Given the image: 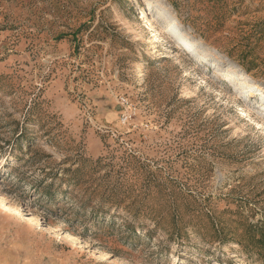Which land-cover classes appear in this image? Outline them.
<instances>
[{
    "label": "rangeland",
    "instance_id": "374dc122",
    "mask_svg": "<svg viewBox=\"0 0 264 264\" xmlns=\"http://www.w3.org/2000/svg\"><path fill=\"white\" fill-rule=\"evenodd\" d=\"M250 80L264 0H0V264H264Z\"/></svg>",
    "mask_w": 264,
    "mask_h": 264
},
{
    "label": "bare ground",
    "instance_id": "6f19581e",
    "mask_svg": "<svg viewBox=\"0 0 264 264\" xmlns=\"http://www.w3.org/2000/svg\"><path fill=\"white\" fill-rule=\"evenodd\" d=\"M147 11V10H146ZM147 13V12H146ZM152 14L153 13H150L149 14V17H151L152 16ZM148 15V14H147ZM144 19H146V17H144ZM151 22V23H150ZM175 22V21H174ZM147 23H148V25H150V26H153V24H154V22L152 21V19H148L147 20ZM166 33L167 34H169L170 36H172V35H174V37L173 38H175V34H179V32H176V33H172V31L170 30V29H166ZM177 40L178 41H180V43H182V45L183 46H185L186 48H188V50H190L191 52H192V54H195L196 53V50H197V52H198V50H199V48L198 47H196L195 45L192 47V45H190L188 42L190 41V42H193V43H196V41H194L191 37H189L188 35H186V34H182L181 35V37H179L178 35H177ZM198 45L200 46V44L198 43ZM181 46V45H180ZM182 47V46H181ZM193 48H195V49H193ZM197 48V49H196ZM199 54H202V55H204L203 53H200L199 52ZM199 54H197L196 53V55H193V56H195L196 58H197V60L199 61V60H205V57H206V55H204L203 57L201 56V55H199ZM236 72L238 73V74H242V70H237L236 69ZM229 73V72H228ZM234 75V74H233ZM221 76L223 77V79L226 81V82H231L232 80H231V77H230V74H226V73H222L221 74ZM244 76H245V79H247L248 78V75L246 76V74L244 73V75H243V78H244ZM247 77V78H246ZM249 88L251 89V91L252 92H254L255 91V89H258L259 91H261L260 92V96H262L263 97V99H264V88L261 86V85H259L258 83H255L254 81H249Z\"/></svg>",
    "mask_w": 264,
    "mask_h": 264
}]
</instances>
